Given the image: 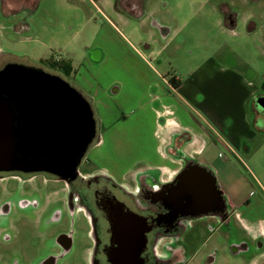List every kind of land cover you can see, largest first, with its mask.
Returning a JSON list of instances; mask_svg holds the SVG:
<instances>
[{
    "label": "rangeland",
    "instance_id": "1",
    "mask_svg": "<svg viewBox=\"0 0 264 264\" xmlns=\"http://www.w3.org/2000/svg\"><path fill=\"white\" fill-rule=\"evenodd\" d=\"M221 1L143 0L132 13L116 0H0V66L70 62L69 77L57 75L82 93L99 122L79 172L112 177L133 190L137 169L161 163L164 123L173 120L175 132L180 125L205 127L200 78L216 65L237 73L246 94L257 91L246 103L252 135L237 155L217 145L196 156L215 174L237 217L212 236L196 222L188 256L199 249L193 264L206 262L217 245L219 264H264V117L256 125L254 108L264 95V7L232 0L241 13L232 28L223 22ZM173 80L185 85L182 90H175ZM238 93L229 94L235 99ZM46 178L40 174L30 184L10 179L13 194L0 191V264H43L63 253L57 245L61 233L80 228L77 233L87 236L85 220L69 216L64 183ZM24 201L30 204L22 206ZM79 258L80 251L71 264H87Z\"/></svg>",
    "mask_w": 264,
    "mask_h": 264
},
{
    "label": "flooded vegetation",
    "instance_id": "2",
    "mask_svg": "<svg viewBox=\"0 0 264 264\" xmlns=\"http://www.w3.org/2000/svg\"><path fill=\"white\" fill-rule=\"evenodd\" d=\"M116 1L118 5L127 6L128 11L132 13L141 9L143 2V0ZM249 1L252 2L251 6L256 2L264 7V0ZM237 4L232 0H222L220 3L223 22L228 27L239 26L241 13ZM249 21L253 23L252 18ZM10 65L16 64L0 66V71ZM38 69L50 75L62 74L61 76L64 75L65 78L69 77L57 61L51 60V63ZM262 100L264 101V95H259L254 100V108L258 116L256 125L260 122L259 116L264 117L260 115L263 112L257 107V102ZM95 120L96 140L99 134V122L96 117ZM261 121L263 122L264 118H261ZM40 174L48 177L45 179L46 182L64 183L65 205L69 216L73 221L77 217L84 219L86 223L84 229L88 228L86 237L77 233L80 228L69 233H61L57 238V245L63 253L50 256L43 264H57L64 259L66 264H71L76 261L78 251H80L79 260H84L87 264H193L200 252L197 249L190 258L187 243L191 239L190 234H194L191 229L195 231V223L201 222L200 224L211 231L210 236H212L223 227L231 225L233 219L237 217L235 208L232 207L219 184L222 200L213 205V210L209 214L191 217L186 211L176 210L170 199L174 191L180 187L179 183L174 182L177 176L166 184L159 183L158 180H152L151 184H140L139 190L136 191L126 184H119L112 177L97 172L83 174L79 172V168L77 177L67 180L47 172L3 171L0 172V183L6 186L0 188V191L4 195H12L13 191H10L6 183L8 180L30 184ZM203 175L201 172L197 174L202 183H204ZM29 204V201H24L22 206ZM9 208L6 205L3 211L7 213ZM233 251L239 252L235 247ZM219 253V247L216 245L211 248L208 260L197 264H219L217 260Z\"/></svg>",
    "mask_w": 264,
    "mask_h": 264
},
{
    "label": "water",
    "instance_id": "3",
    "mask_svg": "<svg viewBox=\"0 0 264 264\" xmlns=\"http://www.w3.org/2000/svg\"><path fill=\"white\" fill-rule=\"evenodd\" d=\"M257 105L264 112V101ZM95 138L91 104L63 78L20 65L0 71V172L75 179ZM174 182L180 187L170 203L191 217L209 214L222 200L215 174L198 164H189Z\"/></svg>",
    "mask_w": 264,
    "mask_h": 264
},
{
    "label": "crops",
    "instance_id": "4",
    "mask_svg": "<svg viewBox=\"0 0 264 264\" xmlns=\"http://www.w3.org/2000/svg\"><path fill=\"white\" fill-rule=\"evenodd\" d=\"M209 75H204L197 84V90L200 93L204 92L200 104L203 109L201 118L205 127L180 125V130L175 132L170 129L175 123L173 120L164 123L162 127L167 131L161 163L151 164L149 161L148 166L136 170V191L139 190L140 184H151L152 180H158L162 184L171 182L189 164H197L196 156L201 152L215 151L217 145H222L232 154L237 155V148L243 139L247 135H252L250 112H247L246 103L251 101V97L257 92L256 89L253 91L251 88L246 94L241 87L245 80L231 69L221 68L218 65L209 70ZM179 84L178 91L185 86L181 81ZM205 86H209V92ZM232 90L239 91L235 99L234 95L229 94ZM236 107L239 110L237 116L234 113ZM156 171L158 175L154 176L153 172Z\"/></svg>",
    "mask_w": 264,
    "mask_h": 264
},
{
    "label": "trees",
    "instance_id": "5",
    "mask_svg": "<svg viewBox=\"0 0 264 264\" xmlns=\"http://www.w3.org/2000/svg\"><path fill=\"white\" fill-rule=\"evenodd\" d=\"M48 63H51V60L48 61ZM47 63V64H48ZM58 65H60L63 69H65L64 71L68 74L71 70V63L67 62V61H61V62H57ZM180 83V82H179ZM178 82H176L175 80H173V87L175 89H177L180 84Z\"/></svg>",
    "mask_w": 264,
    "mask_h": 264
}]
</instances>
